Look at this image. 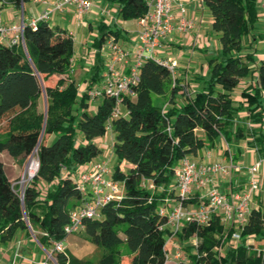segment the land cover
<instances>
[{
	"label": "trees",
	"instance_id": "obj_1",
	"mask_svg": "<svg viewBox=\"0 0 264 264\" xmlns=\"http://www.w3.org/2000/svg\"><path fill=\"white\" fill-rule=\"evenodd\" d=\"M22 1L29 0L0 4L21 8ZM108 1L115 17L123 20L139 18L147 10L146 0ZM202 3L212 17L221 51L207 59V75L194 77L197 90L188 95L166 65L146 57L134 95L124 96L116 117L113 98L99 97L93 105L87 93L103 77V44L110 37H125L113 22L100 20L96 25L93 46L98 53L90 76L79 81L74 76V35L50 20L40 19L35 26L24 22V44L0 43V150L14 158L35 153L39 161L21 195L0 160V243L25 230L48 250L67 237L64 225L82 200L75 175L102 153L95 139L106 134L108 122L117 163L112 177L123 183L124 195L106 203L100 217L84 220L86 236L105 251L93 262L65 249L53 250L57 264H124L127 256L128 264H164L165 244L173 233L160 208L167 198L180 201L174 183L181 160L202 149L212 151L220 139L233 163L246 144L264 157V60L256 68L249 64L256 61V44L264 41V31L255 32L258 0ZM53 77L54 84L46 83ZM243 108L245 117L238 114ZM123 160L132 164L127 171L120 167ZM200 201L196 195L181 200L184 205ZM237 230L214 214L208 224L185 222L175 235L183 243L199 239L189 254L193 264H264V205L251 207L234 240ZM123 244L127 252H122Z\"/></svg>",
	"mask_w": 264,
	"mask_h": 264
},
{
	"label": "built area",
	"instance_id": "obj_2",
	"mask_svg": "<svg viewBox=\"0 0 264 264\" xmlns=\"http://www.w3.org/2000/svg\"><path fill=\"white\" fill-rule=\"evenodd\" d=\"M48 3V8L33 18L29 24L35 26L40 19L50 20L53 13L64 10L69 5H74L80 14L90 12L93 8V0H42ZM264 8V0H263ZM147 10L144 15L137 18L136 41L138 48L134 52V60L129 63L131 51L123 47L114 38H108L103 44V50L109 56L107 68L103 72L102 80L87 89L91 100L108 96L115 100L112 116L116 117L122 112L124 96L134 95L133 86L140 78L139 70L146 57L155 58L166 65L175 74L178 66L177 59L160 58L158 51L162 41L174 34L192 33L195 20L190 15L186 0H146ZM104 15L110 14L109 10L103 11ZM117 20V17H114ZM24 22L4 23L0 21V43L8 45L24 44ZM198 36L194 37L197 43ZM107 131L112 132V124L108 122ZM37 158V157H36ZM222 160H215L199 164L190 156L184 157L176 168L175 185L180 196V201L170 209L165 206L160 208L161 214L167 215V224L172 231V236L180 230L185 222L196 221L200 224H208L211 217L216 214L226 225H234L238 228L233 233V239L239 238V229L248 221L251 210L252 198L260 190L259 169L264 163V157H260L247 167L249 179L247 184L239 190L225 191L217 186L221 178L231 177L234 164ZM39 167L37 158L36 171ZM36 173V172H35ZM33 173L32 176L35 174ZM23 173L22 178L24 177ZM82 202L70 211L69 221L64 225L66 235L80 231L84 228V220L101 216L102 207L113 200H119L124 195V187L121 181L112 177V168L109 158L92 160L87 162L76 176ZM151 188L152 183L148 184ZM204 191L201 201L197 205H184L181 200L192 197L193 191ZM23 195V189L21 190ZM169 199H166V202ZM170 239V237H169ZM168 239V240H169ZM168 240L165 244L167 249ZM64 240L53 242L51 250H45V257L36 264H57L52 258V251H63ZM20 241L18 242L19 245ZM264 250V248H263ZM166 253V261L169 259ZM175 258H181L180 251L175 253ZM0 264H3L0 256Z\"/></svg>",
	"mask_w": 264,
	"mask_h": 264
},
{
	"label": "crops",
	"instance_id": "obj_3",
	"mask_svg": "<svg viewBox=\"0 0 264 264\" xmlns=\"http://www.w3.org/2000/svg\"><path fill=\"white\" fill-rule=\"evenodd\" d=\"M48 1L52 2L53 0H48ZM186 1H187L189 13L191 16L194 17L195 20V25L192 33L174 34L172 36L165 38L162 41L161 47L158 51V56L160 58H163L162 56H164L168 59L169 58L177 59L178 61L177 78L180 84L184 85L186 93L189 95L197 90L198 86L196 81L194 80V77H196V75H198V73L201 72H199L200 68L196 70L197 65L195 67L194 64L189 63L191 61H190V57L187 54V48H189L188 45L189 43H191L192 45L191 50H194L197 47L202 49L206 48V45H204V43L201 44L194 43V37L195 36L197 37L201 33L203 34V31H206V35L208 36L209 33L213 34V30L211 27L212 17L208 9L203 5L202 0H186ZM47 8H48V3L43 2L42 0H29L28 2L24 3L21 8H17L14 5L1 6L0 4V21L4 23H13V22L19 23L23 20L24 22L29 23L33 18H36L41 12H43ZM95 20H96V16L94 10H91L90 12H86L84 14H80L74 5H69L64 10L54 12L50 19V24L52 26L59 27L61 29H67L74 35V45H75L74 76L76 71H78L80 68L82 69L84 65H87L89 67V69L86 70V72L88 73L90 71L92 64L96 59L98 48L93 46V38L97 34V31L94 26ZM116 25L124 33L125 37L120 42L123 44V47L131 51V57L129 58V63H131L134 60V52L138 48L137 41L136 39L130 37L127 30L128 28H126V26L124 27L119 22L116 23ZM192 35L194 36L192 37ZM204 38L205 36H201V40ZM185 41H188V43ZM181 49H183V51H181ZM99 51L102 52V56L104 57L105 69H106L107 64L109 62V56L103 50V48H101ZM206 62L207 60L203 59L201 60L200 65L205 66ZM185 68L187 70L184 72ZM190 70L192 72H189ZM84 77H86V75L83 76L80 80H82ZM174 77L176 76L174 75ZM81 83H82L81 86L82 85L84 86V88L81 90H84L86 87V82L82 81ZM95 141L102 148V153L94 160L109 158V163L113 170L114 166L117 164L113 153V143H114L113 131L112 132L107 131L105 135L98 137L97 139H95ZM206 150L207 149H202L196 156H200ZM20 158L21 157H18V159H15L14 157L12 158L14 161L16 160L18 161V170L14 168L15 172L16 171L18 172V175L21 170ZM196 161L199 164L206 162L202 160H196ZM222 161H224L225 163H229L227 161V158ZM237 162H239V160ZM13 165L15 166L17 164L13 163ZM120 167L122 168V170L127 171L130 167H132V164L128 163L126 160H123L120 164ZM246 172L248 174V171ZM261 177H262V182L264 184V173H262ZM10 179L12 180V178ZM248 179H249V174L247 175V181ZM238 180L239 178H234L231 172V177L227 179L221 178L220 181L217 182V186L221 190H225V191L235 190L233 188L235 185L240 186L238 185ZM221 183H223L224 185L223 189L220 185ZM258 192L256 194H258ZM193 194L198 196L199 200H201L200 198L203 196L204 191L202 189H196L193 191ZM169 204L171 205L170 207H172L173 205L176 204V202L174 200L169 199ZM170 239L168 240V243ZM19 241L20 243L18 245ZM261 247L264 248V240ZM176 248H178V245L175 242L169 243V245L167 244V252H169L170 254H172L173 251L175 253L179 251ZM44 251L45 250H43L42 246L39 244L35 236L33 234L28 235L25 230L20 231L19 234L11 241L6 243H0V256L3 264H36L38 260H41L45 257ZM175 253L172 254L173 257L171 259L169 258L164 264H182V260L180 259L178 260L175 258Z\"/></svg>",
	"mask_w": 264,
	"mask_h": 264
},
{
	"label": "rangeland",
	"instance_id": "obj_4",
	"mask_svg": "<svg viewBox=\"0 0 264 264\" xmlns=\"http://www.w3.org/2000/svg\"><path fill=\"white\" fill-rule=\"evenodd\" d=\"M93 8L92 10H94L95 16H96V20L94 23L95 29H96V25L98 24V22L100 20H106L109 22H113L114 26L116 25V23H121L124 27L126 26V28H128V33L130 35L131 38L135 39L136 35H137V30H138V25H137V20L136 19H121V18H117L118 22L116 21L115 17V10L114 8H112L109 5V1L108 0H93ZM101 3V4H100ZM263 0H258L257 3V21L255 23V32H259V31H264V8H263ZM104 10H109L110 14L108 15H104L103 11ZM96 11V12H95ZM194 35H192L193 37ZM200 36V37H199ZM201 36H205L204 39L201 40ZM197 43L201 44L204 43V45H206V48H199L197 47L194 50H191V43H189L187 48V54L190 57V64H194V66L196 67L197 65V69L200 68L201 74L203 75H207L208 73V64L206 62L205 66H201L200 62L203 59H209L210 57H213L217 54L220 53L221 51V45L219 42V38L217 36V34L215 32H213V34L209 33V35H206V31H203V34L201 33L200 35H198V39H197ZM122 46L123 44L118 41ZM188 43V41H185ZM181 51H183V49H181ZM247 52V50H244V53ZM163 58H166L164 56H162ZM255 57H256V61H249V64L251 65L252 68H256L257 65L260 63V61L264 60V41H260L259 43L256 44V50H255ZM187 67V66H185ZM89 69V67L87 65H84L83 68L79 69L78 71H76L75 73V77L76 80L79 81L83 76H90V71L87 73L86 70ZM91 69V68H90ZM187 69H184V72ZM189 72H192L191 70ZM188 72V73H189ZM181 73V72H179ZM176 77L178 76V69H176L175 74ZM56 81V78L53 77L51 79H49L46 83H51L54 84ZM242 81L244 82L245 79H242ZM84 86L82 85L80 89H83ZM239 94V88H237L234 91V97H235V101L238 102L239 97L237 96ZM92 104L95 105L97 100H91ZM40 108H44V102H40ZM241 117H245L246 116V110L243 108L240 110V112L238 113ZM227 147V145L225 144V142L223 140H218L215 149H213L212 151H205L203 154H201L200 156H196V157H192L195 160H202V161H206V162H210V161H215V160H224L227 158V161L230 163V158L228 156L225 155L224 153V149ZM242 154L240 156L239 162L237 163H232L235 164L233 169H232V176L234 178H239L238 180V185H243L245 186L247 183V166L251 165L252 162H254L255 160H258L260 157L258 156L257 152L255 151V149H252L250 146L246 145H242ZM13 156H11L7 150H0V160L4 163L5 169H6V173L7 175L12 178V184L14 186V188L16 190H18L19 192H21L22 189H24L25 185L33 178V176H29V174L27 173V167L30 163V161L32 159L36 160V154L33 153L29 156L26 157H21L20 158V162H21V170L19 172L16 171L15 169L18 170V161H14ZM18 159V158H15ZM128 162V161H127ZM17 164V165H13ZM129 163V162H128ZM15 168V169H14ZM26 172V175L29 177L26 180H23L22 176L23 173ZM36 172V170L34 171V173ZM262 173H264V163L261 165L260 169H259V180H260V190L258 192V194L254 195V197L252 198V203L251 206H262L264 205V184L262 182ZM77 176V175H76ZM222 189L224 188L223 183L220 184ZM192 196H195L194 194H192ZM163 202V206L167 207L168 209H170L171 205L169 203H167L166 201H162ZM226 227H229V224H226ZM199 241V239L197 237H194L192 239H190L189 241H186L185 243L181 242L178 237L176 235L171 236V239L169 241V243L175 242L178 245V248H176L177 250L180 251L181 253V258H179L180 260H182V264H193L189 254L193 253L195 251L194 246L196 245V243ZM168 243V245H169ZM63 245L66 251H71L72 253H74L75 255L85 258V259H89L91 261H97L101 255L104 253L105 251V247L101 246V245H97L96 243H94L90 238H88L85 234L84 228H82L80 231L78 232H74L72 234H69L63 241ZM53 246H50L48 250H51ZM188 247H190V249H188ZM43 248V247H42ZM44 250V249H43ZM121 250L122 252H127L128 247L126 244H123L121 246ZM169 253V252H168ZM175 252L173 251L172 254H174ZM45 254V251H44ZM172 254L169 253V257L170 259L173 257ZM53 260L55 261V257L52 255ZM178 259V258H176ZM178 259V260H179ZM129 261V256L125 257V259L123 260L124 264H128Z\"/></svg>",
	"mask_w": 264,
	"mask_h": 264
},
{
	"label": "bare ground",
	"instance_id": "obj_5",
	"mask_svg": "<svg viewBox=\"0 0 264 264\" xmlns=\"http://www.w3.org/2000/svg\"><path fill=\"white\" fill-rule=\"evenodd\" d=\"M36 166H37V158L36 160L35 159H32L27 167V173L29 174V176L34 173V171L36 170ZM27 178H29L27 175H26V172H25V175L23 177V180H26Z\"/></svg>",
	"mask_w": 264,
	"mask_h": 264
},
{
	"label": "water",
	"instance_id": "obj_6",
	"mask_svg": "<svg viewBox=\"0 0 264 264\" xmlns=\"http://www.w3.org/2000/svg\"><path fill=\"white\" fill-rule=\"evenodd\" d=\"M22 4H23V1H22ZM22 22H24V21L22 20Z\"/></svg>",
	"mask_w": 264,
	"mask_h": 264
}]
</instances>
